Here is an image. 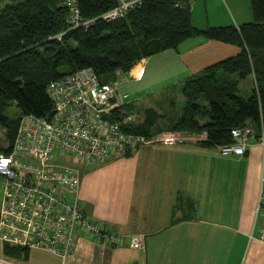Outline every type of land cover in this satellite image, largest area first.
<instances>
[{
  "label": "crops",
  "instance_id": "1",
  "mask_svg": "<svg viewBox=\"0 0 264 264\" xmlns=\"http://www.w3.org/2000/svg\"><path fill=\"white\" fill-rule=\"evenodd\" d=\"M191 18L195 28L209 26L208 19L207 25L198 27L192 14ZM239 50L235 44L193 35L177 48L142 57L128 71L103 79L116 84L118 91L122 82L128 83L133 99L140 92L141 96L149 91L165 95L167 88L180 85L183 99L181 87L186 78ZM250 78L244 80L251 82ZM259 147L263 150L251 140L243 154L248 164L246 199L235 213L224 206V176H214L213 163L219 157L216 146L189 139L175 145H143L95 167L75 162L80 167L78 207L102 227L121 234V241L80 238L69 255L34 248L20 261L5 256V243L0 240V257L14 264H264V242L258 238L262 219L258 226L255 218L264 188ZM0 189L1 206L2 183ZM135 234L143 235V247L130 245Z\"/></svg>",
  "mask_w": 264,
  "mask_h": 264
},
{
  "label": "trees",
  "instance_id": "2",
  "mask_svg": "<svg viewBox=\"0 0 264 264\" xmlns=\"http://www.w3.org/2000/svg\"><path fill=\"white\" fill-rule=\"evenodd\" d=\"M62 1L0 0L3 153L10 151L23 115H51L47 93L51 80L92 67L100 81L107 83L103 79L107 74L126 72L142 57L177 48L193 35L235 44L240 50L185 79L181 112L167 128L153 129L161 114L147 107L144 117L129 130L144 134L168 129L205 131L201 143L208 147L233 142L232 128L250 125L256 139L264 133V0H250L252 21L205 29L193 26L190 0H139L124 16L109 21L101 14L114 6V0H76L81 15L93 21L87 28L70 29ZM247 77L252 84L250 92L243 94L240 83ZM13 102L18 116L8 115ZM125 107L136 110L130 103ZM4 254L23 261L28 250L5 244Z\"/></svg>",
  "mask_w": 264,
  "mask_h": 264
},
{
  "label": "built area",
  "instance_id": "3",
  "mask_svg": "<svg viewBox=\"0 0 264 264\" xmlns=\"http://www.w3.org/2000/svg\"><path fill=\"white\" fill-rule=\"evenodd\" d=\"M101 14L105 20L122 17L139 0H114ZM68 28L89 27L76 0H63ZM60 37V35L58 36ZM47 93L52 104L49 117L23 115L9 152L0 153V240L27 250L43 248L62 256L74 250L80 238L118 244L121 234L102 227L77 204L80 185L72 159L89 165L108 161L149 144L175 145L189 139L201 142V132L162 130L144 134L129 130L139 121L127 110V93L118 99V87L102 83L92 67H83L51 80ZM107 114L109 120L104 116ZM234 141L218 145L221 155H243L251 140L264 150V134L256 139L247 126L231 129ZM261 216L258 238L264 242V188L261 187L255 218ZM130 245L143 247V235L131 237ZM0 264H14L0 257Z\"/></svg>",
  "mask_w": 264,
  "mask_h": 264
},
{
  "label": "rangeland",
  "instance_id": "4",
  "mask_svg": "<svg viewBox=\"0 0 264 264\" xmlns=\"http://www.w3.org/2000/svg\"><path fill=\"white\" fill-rule=\"evenodd\" d=\"M191 14L193 15L196 26L198 27L201 25V27L207 25L205 22L206 19L209 20V26H227L231 24L238 26L244 22L253 20L250 0H192ZM118 82H122V78H118ZM251 84L252 81L249 82L248 80H242L240 83V85L243 87L241 93H249ZM128 88V83L122 82L119 86V92L121 94L127 93L129 95V97L124 102H132L134 104L132 105L136 107L137 112L135 109L133 111L138 120H141V118L144 117V109L147 107H153L159 112V114H161L155 128H153L154 130L167 128V126L171 125V122H173V118L177 117L181 112L183 99L180 94V85L167 88L165 91H168V93H166L165 95H159V93L157 92L146 90L149 92L145 93V96H141L144 95L143 92L136 93V98L134 99L132 96V93L134 92L131 93L129 90H127ZM139 96H141V98H139ZM17 114H19V109L13 102L12 105L8 108V115L18 116ZM247 127L252 130L253 136H255L256 138L254 129H252L250 125H247ZM262 134L264 133L262 132L261 135ZM1 140L2 144L4 142V130L0 126V141ZM259 151L261 153V168L264 176V150L260 149L259 147ZM0 153L3 152L0 151ZM218 156L219 157L216 159V163H213V165L216 166L217 173V175L214 176H224L222 177L223 183L221 184V192L224 196L225 209H230L234 213L237 210L239 212V210L241 211L242 204L246 199H244L243 194L244 184H246L247 182V161L243 157L244 155L241 156L237 154H218ZM239 156H241L240 159H238ZM67 161L70 162L73 166L75 164L77 166L75 167L78 168L80 172L79 164H77L80 162L75 163L72 159H67ZM106 162L107 161H102L99 164L90 165V167H95ZM203 176H211V174L203 172ZM231 204L234 207H232ZM257 218L258 220L256 224H258L259 226V224L261 223V216L259 215V217Z\"/></svg>",
  "mask_w": 264,
  "mask_h": 264
},
{
  "label": "water",
  "instance_id": "5",
  "mask_svg": "<svg viewBox=\"0 0 264 264\" xmlns=\"http://www.w3.org/2000/svg\"><path fill=\"white\" fill-rule=\"evenodd\" d=\"M104 116L109 120L110 118H109V116L107 115V114H104Z\"/></svg>",
  "mask_w": 264,
  "mask_h": 264
},
{
  "label": "bare ground",
  "instance_id": "6",
  "mask_svg": "<svg viewBox=\"0 0 264 264\" xmlns=\"http://www.w3.org/2000/svg\"><path fill=\"white\" fill-rule=\"evenodd\" d=\"M117 96H120L121 97V93L118 91V94H117ZM146 133V132H145Z\"/></svg>",
  "mask_w": 264,
  "mask_h": 264
}]
</instances>
